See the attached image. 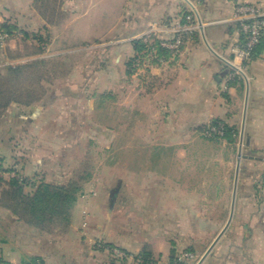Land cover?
<instances>
[{
	"label": "crops",
	"instance_id": "crops-1",
	"mask_svg": "<svg viewBox=\"0 0 264 264\" xmlns=\"http://www.w3.org/2000/svg\"><path fill=\"white\" fill-rule=\"evenodd\" d=\"M37 1L0 0V59L4 58L1 49L16 44L22 32L51 27L37 8ZM61 2L62 10L73 15L61 27L69 29L78 22L80 27H85L81 35L85 39L99 37L102 32L114 34L117 30L115 38L119 40L117 27H127L133 36L150 32L146 44L153 47L158 38L172 40L168 30L179 22L184 23L186 17L192 18L197 27L194 39L185 40L178 52H158L150 61L137 66L130 79L132 84L126 90V104L117 106L118 112H127L129 141H134L138 130L143 128V143L158 150L152 156L158 161V168L144 174L156 180L154 185H143L144 206L169 210L229 207L226 222H230L229 226L210 247L211 251L195 264H264V34L256 56L246 66V77L227 81L235 50L242 41L235 20L236 4L245 2L264 8V0ZM98 27L106 28L97 31ZM136 43L139 42L134 38L124 46L126 54L116 50L114 54H117L112 55L115 80L121 81L122 63L128 57H134L132 66L141 58ZM81 108L85 114L86 107ZM68 110L66 105L60 107L55 103L16 110L19 116L9 118L12 130L0 140V159L5 168L1 177L11 178L13 171L6 164L14 163H20V173L25 176L63 174L60 168L55 169L58 161L61 163V155L52 152L65 143L64 134H51L48 128L52 119L60 121L61 116L56 118L59 112ZM36 111L37 117L33 118ZM81 118L82 115L76 116L78 124L82 123ZM215 122L233 130L230 139L205 136L207 127ZM123 126L117 119L115 127ZM187 161L191 167H184ZM232 177L234 183L230 184ZM153 192L154 195L148 194ZM227 193L231 194L225 203ZM74 212L68 230L44 232L20 221L0 205L2 261L5 264H110L108 252L97 247L107 243L129 255L121 264H143L139 256L143 246L155 240L153 234L147 237L127 226L113 229L109 222L97 224L93 229L91 214L82 217L77 229V207ZM172 221L176 219L169 216L164 223ZM172 250L156 249L152 256L158 258L147 264H172Z\"/></svg>",
	"mask_w": 264,
	"mask_h": 264
},
{
	"label": "rangeland",
	"instance_id": "rangeland-1",
	"mask_svg": "<svg viewBox=\"0 0 264 264\" xmlns=\"http://www.w3.org/2000/svg\"><path fill=\"white\" fill-rule=\"evenodd\" d=\"M36 6L52 24L51 27L45 26L39 32H22L16 44L1 49L4 58L0 59V96L3 93L6 98L16 99L20 103H10L5 110L0 111V140L12 130L9 122L12 111L26 108V103L33 104V107L48 103L60 107L66 105L70 110L59 112L56 118L61 116L60 121L52 119L48 128L51 134H64L65 143L52 152L61 155V163L58 161L55 169L60 168L59 172L63 174L58 177L41 174L39 178L34 175L25 176L20 173V163L6 164L7 169H12L15 176L35 183L67 185L74 182L80 185L83 192L72 211L75 213L77 207V229L82 217L85 219L91 214L93 229L97 224L109 222L113 229L127 226L147 237L153 234V244H146L142 248L143 252L151 255L150 262L158 258L157 255L152 256L156 249L172 248V264L197 263L226 227L230 208H146L143 185H154L156 180L144 174L145 171L158 168V161L152 159L158 150L154 151L143 143V128L138 130L139 134L130 142L126 126L127 112L117 111L118 103L126 104V90L132 84L130 79L133 70L152 58L153 53L149 52L152 46L145 42L148 38L144 41L145 34L133 36L127 32V27H117L119 40L115 38L117 30L114 34L102 32L99 37L85 39L81 36L85 27H80V23H73L72 27L65 30L61 27L63 22L73 17L62 10L61 0H38ZM104 28L98 27L97 31ZM134 38L146 47L140 51L139 57L147 56L148 59L140 58L132 66L130 63L134 57H128L122 63L121 81H117L111 70L115 66L112 64V55L117 54H114L116 50L126 54L124 46ZM113 45H117V48L113 49ZM105 59H108L107 62ZM14 68L21 70L10 72ZM83 105L87 109L85 114L81 108ZM71 110L76 112H69ZM80 115L83 117L82 123L78 124L76 116ZM117 119L125 126L115 127ZM188 164L190 161L185 162L184 167H191ZM230 180V184H233L234 177ZM148 194L154 195L155 192ZM230 194L227 193L225 203ZM109 211L111 213L108 218ZM169 216L176 221L164 223ZM200 220L215 222L205 223ZM70 227L71 221L67 227L59 226L53 232H63Z\"/></svg>",
	"mask_w": 264,
	"mask_h": 264
},
{
	"label": "trees",
	"instance_id": "trees-1",
	"mask_svg": "<svg viewBox=\"0 0 264 264\" xmlns=\"http://www.w3.org/2000/svg\"><path fill=\"white\" fill-rule=\"evenodd\" d=\"M5 31L10 33V29L5 28ZM26 35V33H25ZM41 41L40 37L38 38ZM263 42V38L261 43ZM260 43V44H261ZM157 51L163 52L168 51L167 49L161 48L159 43H156ZM260 46V45H259ZM258 46V47H259ZM257 47V48H258ZM145 45L139 42L136 43V50L138 52L144 50ZM157 52V53H158ZM257 54V49L255 55ZM253 57V58H254ZM21 68L11 69L10 72L17 73ZM0 96V111L5 110L10 103H15L16 99ZM27 107L33 108V104L26 103ZM40 107L37 108V111ZM37 111L33 118L37 117ZM18 112L12 111L11 117H18ZM214 124H221L215 122ZM224 137L230 139L233 130L224 126ZM0 170L5 171L2 160L0 159ZM12 171V169H11ZM0 205L3 208L8 209L15 215L20 221L25 224L32 226L40 231L53 232V230L59 226L67 227L73 217V209L81 196L83 189L80 185L74 182H70L67 185H54L47 182L35 183L32 180L25 178H11L5 180L0 176ZM101 246H97L99 250L105 251L107 248H118L117 246L100 243ZM124 251V250H123ZM151 255L143 252L140 257L143 260V264L152 263L150 262ZM110 264H116V260L109 257ZM1 264H5L3 261Z\"/></svg>",
	"mask_w": 264,
	"mask_h": 264
},
{
	"label": "built area",
	"instance_id": "built-area-1",
	"mask_svg": "<svg viewBox=\"0 0 264 264\" xmlns=\"http://www.w3.org/2000/svg\"><path fill=\"white\" fill-rule=\"evenodd\" d=\"M185 20L186 21L184 23L179 22L176 27L171 28L170 30L167 29L173 35L172 40L158 38V42H155V45H153L150 49L151 54L153 53V55H155L158 52L156 43H159L158 46L161 48L175 53L179 51L185 40H193L197 27L190 16L186 17ZM235 20L238 23L242 41L235 50V61L231 65V72L227 75L228 82H232L236 78L243 79L246 77V66L253 59L255 51L263 38L264 8L256 4L245 2L238 3L235 7ZM150 34V32L145 33L144 41L148 38V41H145L146 43L149 42ZM237 61L238 63H236ZM224 128L223 124H212L205 130V136L209 138H223L225 134ZM14 174L15 173L11 174V178H19ZM1 175L2 171L0 170V176ZM97 246L100 247L101 244ZM106 251L108 252L110 258L116 260V264H121L129 257L125 251L117 248H107ZM1 262L2 257L0 253V264Z\"/></svg>",
	"mask_w": 264,
	"mask_h": 264
},
{
	"label": "water",
	"instance_id": "water-1",
	"mask_svg": "<svg viewBox=\"0 0 264 264\" xmlns=\"http://www.w3.org/2000/svg\"><path fill=\"white\" fill-rule=\"evenodd\" d=\"M230 223V222H229ZM229 223L226 225V227L224 228V230L222 231V233L219 235V237L216 239V241L223 235V233L225 232V230L227 229V227L229 226ZM215 241V242H216ZM215 242L213 243L212 247L214 246ZM211 247V248H212ZM211 248L209 249V251L206 253V255L211 251Z\"/></svg>",
	"mask_w": 264,
	"mask_h": 264
}]
</instances>
